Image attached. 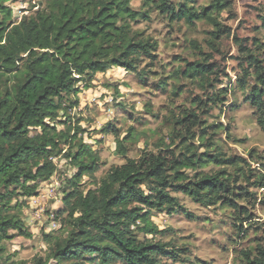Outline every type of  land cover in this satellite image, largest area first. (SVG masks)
<instances>
[{
    "label": "trees",
    "instance_id": "trees-1",
    "mask_svg": "<svg viewBox=\"0 0 264 264\" xmlns=\"http://www.w3.org/2000/svg\"><path fill=\"white\" fill-rule=\"evenodd\" d=\"M12 1L17 0H0V262L5 258V242L31 238L21 218L22 209L38 184L54 175L57 166L51 159L59 156L78 170L68 189L64 188L66 216L61 229L65 236L45 235V256L34 257L30 264H159L161 257L175 260L168 244L136 238L137 233L162 234L149 215H171L181 208L171 194L204 206L220 203L237 212L240 221L241 216L247 217L235 200L248 201L251 195L237 183L251 184L253 178L255 188L261 189L264 177L253 175L250 169L244 172V159H226L204 138L214 125L200 129V115L223 102L221 92L208 91L217 80H210L216 72L206 60L187 63L182 72L204 89L205 99H194L199 114L190 111L177 120L180 128L173 134L180 143L110 167L93 189L80 188L82 179L92 178L98 169L94 152L78 142L83 131L65 121L62 130L45 122L52 123L60 113L77 108L79 94L90 88L96 74L112 68L136 72L139 61L154 58L156 43L132 28L139 20L148 21L151 11L170 22L206 23L214 29L208 41L214 46L225 33L217 17L231 10L229 0H211L199 11L189 6L194 0H183L177 8L169 0H138L139 11L132 8V0H20L37 4L31 6L36 8L34 13L19 22L13 20ZM237 44L247 65L242 68L239 88L245 90L247 78H254L256 86L250 88L248 100L256 108L257 124L264 132V62L243 47L242 41ZM81 82L86 84L80 87ZM194 128L200 129L198 138L205 140V148L213 147V153H200L192 143ZM30 130L38 132L31 136ZM106 132L113 135L117 153L124 157L126 138L120 139L112 128ZM63 145L69 151L63 153ZM211 165L230 166L233 173L226 168L205 172ZM244 256L248 264H264V250L252 262L248 254Z\"/></svg>",
    "mask_w": 264,
    "mask_h": 264
},
{
    "label": "rangeland",
    "instance_id": "rangeland-1",
    "mask_svg": "<svg viewBox=\"0 0 264 264\" xmlns=\"http://www.w3.org/2000/svg\"><path fill=\"white\" fill-rule=\"evenodd\" d=\"M169 1L176 8L184 2ZM210 1L194 0L189 6L199 11ZM229 1L231 10H225L217 17L225 33L214 46L208 44L214 29L206 23L187 25L183 21L170 22L156 11H151L148 21L139 20L133 23L132 28L156 43L154 58L139 61L136 72L112 68L104 74H96L91 79L90 88L79 94L77 108L60 113L52 123L45 121L57 130L66 127L63 121L80 127L83 133L78 134V142L86 143L96 155L98 169L92 178L82 179L80 188H95L110 167L122 165L127 159L136 160L143 152L157 153L168 146L172 147L171 143H174V147L180 143V138L173 134L174 130L177 132L180 128L176 125L177 120H182L190 111L199 114L194 99H205L204 89L196 82L187 80L182 72L187 63L204 60L216 72L210 78L217 81L212 84L214 88L208 89L209 93L215 90L223 96V102L200 115V129L214 125L207 130L204 138L217 146L226 159H244V172L250 169L253 175L264 177V132L257 124L259 115L256 108L248 100L250 88L256 86V82L249 77L246 89L239 88L242 68L245 69L247 65L237 44V41H242L243 47L264 62V0ZM35 4L37 1L10 2L13 20L19 22L21 18L31 16L36 10L31 6ZM131 6L139 11L141 3L132 0ZM83 84L86 83L81 82L80 87ZM109 128L116 130L120 139L126 138L124 157L118 155L113 135L106 132ZM200 129L192 130L196 134L192 143L200 153H213L215 149L205 148V140L198 138ZM37 132L30 130V135ZM62 148L63 153L69 151L68 146L63 145ZM75 151L71 150L72 153ZM53 160L57 166L56 172L50 180L38 184L35 194L27 198L21 212L31 238H14L5 242V258L0 264H30L34 257L45 256V235L65 236L61 229L66 216L63 208L64 188L68 189L67 184L78 170L62 156ZM223 168L227 173H233L230 166L218 168L211 165L204 171L213 173ZM187 173L194 175L191 171ZM253 182L252 178L251 184L243 181L237 183V187L241 186L251 195L248 201L235 200L247 214V217H240L241 221L237 212L220 203L204 206L181 194H171L178 199L181 208H176L171 215L166 212H150L149 215L150 222L162 234L137 233L136 238L140 242L147 240L169 245L168 251L175 252L176 259L161 257L159 264H248L244 254H248L252 262L260 250H264V187L256 189ZM37 205L44 210V214L42 220L35 222L32 208ZM57 213L59 219L56 218ZM50 214L55 215V228H51V220L47 219Z\"/></svg>",
    "mask_w": 264,
    "mask_h": 264
},
{
    "label": "built area",
    "instance_id": "built-area-1",
    "mask_svg": "<svg viewBox=\"0 0 264 264\" xmlns=\"http://www.w3.org/2000/svg\"><path fill=\"white\" fill-rule=\"evenodd\" d=\"M53 162H54V160L53 159H51ZM52 186H53V183L50 185V188H52ZM51 192H53V190L51 191ZM34 198H32V200H33ZM31 200V199H30ZM56 201H58L57 199H56ZM36 201H34V203H35ZM28 205H29V203H28ZM31 206L33 205V204H30ZM33 209V220L36 222V221H40V220H42L43 219V214H44V210L42 209V208H39L38 207V205L37 206H35V208L33 207L32 208ZM47 219L48 220H51V228H55V224L53 223V221H55V215L54 214H50L48 217H47Z\"/></svg>",
    "mask_w": 264,
    "mask_h": 264
}]
</instances>
